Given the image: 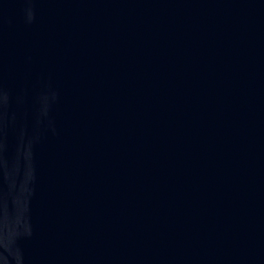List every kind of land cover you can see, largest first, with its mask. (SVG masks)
Instances as JSON below:
<instances>
[{"label":"water","instance_id":"obj_1","mask_svg":"<svg viewBox=\"0 0 264 264\" xmlns=\"http://www.w3.org/2000/svg\"><path fill=\"white\" fill-rule=\"evenodd\" d=\"M0 264H264V0H0Z\"/></svg>","mask_w":264,"mask_h":264}]
</instances>
